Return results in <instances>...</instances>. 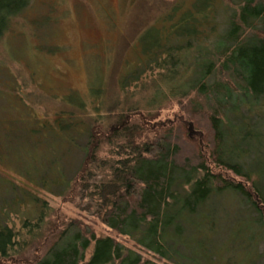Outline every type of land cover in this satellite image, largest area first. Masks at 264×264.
<instances>
[{
  "label": "trees",
  "instance_id": "obj_1",
  "mask_svg": "<svg viewBox=\"0 0 264 264\" xmlns=\"http://www.w3.org/2000/svg\"><path fill=\"white\" fill-rule=\"evenodd\" d=\"M160 1L111 99L98 70L72 106L38 112L46 141L66 132L63 159L28 165L17 136L38 125L10 144L0 128V158L23 167L0 180V263L264 264V0ZM29 4L0 0V39ZM38 186L68 189L75 212L50 215Z\"/></svg>",
  "mask_w": 264,
  "mask_h": 264
},
{
  "label": "rangeland",
  "instance_id": "obj_2",
  "mask_svg": "<svg viewBox=\"0 0 264 264\" xmlns=\"http://www.w3.org/2000/svg\"><path fill=\"white\" fill-rule=\"evenodd\" d=\"M170 6L171 3L160 0H30L27 8L12 18L0 39V128L5 133L3 139L9 144L14 141L17 130H24L33 123L39 128L29 137L25 133L17 136L18 140L36 141L31 148L20 143L21 140L16 141L20 160L27 158L28 165L36 167L49 151L60 159L65 157V150L69 148L65 144L66 132L54 126L52 131L59 134L60 140L46 141L44 122L39 121L44 116L40 118L38 112L47 110L48 118L53 107L72 106L67 98L68 90L85 91L87 79L89 83L101 78L99 71L111 99L115 90L112 84L115 69L118 70L120 62L134 61L130 43L132 45L133 41L138 48L139 31ZM16 77L22 82L17 84ZM165 114L166 106L162 116ZM80 155L74 151V162L70 161L67 175L79 165ZM22 168L21 163H4L0 158V180L21 182ZM34 189L51 204L48 205L50 215L70 216L75 212V203L67 200L68 189L59 194L39 186ZM8 190L10 192L9 185ZM3 195L9 196L11 192ZM16 216L11 212L9 219ZM22 254L26 255L24 258H31L29 250L16 255L17 260H22ZM0 264L21 263L5 260Z\"/></svg>",
  "mask_w": 264,
  "mask_h": 264
}]
</instances>
